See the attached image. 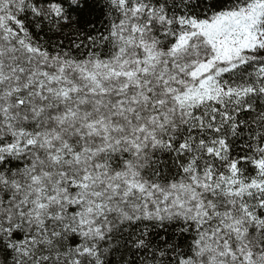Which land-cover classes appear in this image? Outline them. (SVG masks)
<instances>
[{"label": "snow or ice", "instance_id": "1", "mask_svg": "<svg viewBox=\"0 0 264 264\" xmlns=\"http://www.w3.org/2000/svg\"><path fill=\"white\" fill-rule=\"evenodd\" d=\"M0 264H264V0H0Z\"/></svg>", "mask_w": 264, "mask_h": 264}]
</instances>
